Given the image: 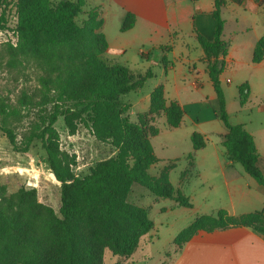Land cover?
I'll list each match as a JSON object with an SVG mask.
<instances>
[{"label":"trees","instance_id":"obj_1","mask_svg":"<svg viewBox=\"0 0 264 264\" xmlns=\"http://www.w3.org/2000/svg\"><path fill=\"white\" fill-rule=\"evenodd\" d=\"M19 39L8 42V65L19 71L32 65L36 85L24 86L15 95L0 86V132L14 150L28 152L40 140L55 180L61 184L59 215L38 200L35 188L21 187L9 193L0 182V264H102L106 237L114 253L130 255L139 246L142 235L154 228L145 207L129 204L127 196L134 183L148 188L158 197L171 198L185 207H193L191 198L176 188L170 171L177 161H169L158 175L149 169L160 162L151 137L160 132L155 116L163 114L168 128L179 127L184 110L177 101L166 99L163 85L151 92L147 112L135 119L124 95L138 91L155 76L104 57L109 44L102 28L103 19L92 9L82 24L78 17L88 0H13ZM241 3L242 0H234ZM228 0H214L216 29L213 40L199 34L207 60L209 77L217 94L214 110L228 133L223 141L228 157L242 164L245 171L264 187V170L254 135L242 123H232L220 76L226 66L229 42L224 39L226 20L222 15ZM135 15L129 13L122 25L131 28ZM8 27L2 16L0 31ZM264 58V34L256 42L253 61ZM248 83L238 86L240 103L248 99ZM44 113L22 132V121L30 110ZM63 116L75 133L79 123L89 126L97 139L111 142L118 151L99 162L84 178L74 175L71 160L60 147L56 127ZM194 149L206 145L205 137L192 134ZM190 165L194 155H188ZM185 175V173H184ZM87 223V227L85 226ZM232 227H249L264 235V210L233 215L226 209L202 213L175 237L182 246L201 232Z\"/></svg>","mask_w":264,"mask_h":264},{"label":"crops","instance_id":"obj_2","mask_svg":"<svg viewBox=\"0 0 264 264\" xmlns=\"http://www.w3.org/2000/svg\"><path fill=\"white\" fill-rule=\"evenodd\" d=\"M88 3L97 8L103 19L101 31L109 44L106 52L109 60L141 72L160 69V73L154 70L155 76L146 81H150L149 89L144 85L128 93V100L124 98L131 104L130 116L135 119L139 113L149 110L151 92L158 85L164 86L168 102L177 101L184 110L183 122L176 128L166 126L163 114L155 116L158 122L164 120L160 132L151 137L160 159L155 165L161 164L157 175L166 163L177 161L170 171V180L173 183V175L180 173L177 188L193 202V207L186 208H192L198 215L219 209L233 215L264 210V187L242 164L228 157L223 145L228 130L214 110L217 94L198 39L199 34L208 40L214 39V0H88ZM129 13L135 15V23L123 30ZM222 15L226 20L224 39L229 42L226 66L220 76L227 109L231 118L227 88L235 85L238 89L240 84L248 83L245 104L240 103L239 89L230 94L233 102L240 103L242 116L237 123L244 124L254 135L264 170V58L253 61L256 42L264 34V0H242L241 3L228 0ZM232 22L237 24L238 31L233 29L227 37L226 29ZM242 34L247 36L233 41ZM194 132L205 137L204 147L194 149ZM190 153L194 155L191 165ZM198 194L201 201L197 207ZM175 205L170 208L174 209ZM171 264H264V235L249 227L202 232L177 248Z\"/></svg>","mask_w":264,"mask_h":264},{"label":"rangeland","instance_id":"obj_3","mask_svg":"<svg viewBox=\"0 0 264 264\" xmlns=\"http://www.w3.org/2000/svg\"><path fill=\"white\" fill-rule=\"evenodd\" d=\"M13 2V0H0V21L2 16H5L8 20V27L0 31V86L5 93L15 97L24 86L33 88L36 85V80L35 70L32 65H27V68L19 71L17 67H9L7 63V44L8 42L16 44L19 39L13 30L16 24ZM92 9L97 8L90 7L87 2L83 12L77 19L80 24L88 18ZM116 25L114 24L113 27L116 28ZM233 29L238 31V26L235 22L228 25L225 35L230 37ZM98 31L101 32V28ZM244 36H247V34H242L234 38L233 41L243 40ZM106 52L103 54L104 57H106ZM170 57L172 56L170 55ZM204 59L206 60L205 57ZM169 61L175 62L173 58H169ZM152 70L160 73L159 67L152 68ZM149 87L150 81L145 84L146 89H149ZM237 90L235 85L227 88V95L230 99V120L232 123H237L242 116L239 112V101L234 100V103L230 94L232 91L235 92ZM129 96L128 94L124 95L125 100H128ZM44 111L39 108L30 110L29 115L22 121L19 128L21 132L19 139H21L22 132L26 130L29 123L38 119ZM159 121H156L155 118L156 125L161 127L164 120L159 119ZM55 125L60 133V147L68 154L71 160V169L77 177L84 178L99 162L113 156L118 151L111 142L97 139L90 127L84 123L78 124L75 133L70 132L63 116L59 117ZM183 163V161L179 162V166ZM159 166H161L160 163L151 167L149 169L150 174L157 175ZM172 179L173 184L177 188L180 173L177 171ZM0 182L7 187L9 193L15 192L23 186L28 189L35 188L38 200L52 207L56 214L59 215L61 184L52 175L46 152L40 140H35L28 152H18L14 150L7 137L0 132ZM127 201L129 204L145 207L149 211L150 218L154 221V228L141 236L138 248L127 256L114 253L109 240L106 237H102V243L106 245L103 251L102 264H171L177 248L180 247L174 243V239L198 215L197 212L192 208L178 205V202L176 203L171 198L158 197L148 188L138 183L132 185ZM200 201V195L198 194L195 201L197 207ZM172 204H176L174 209L170 208ZM87 225L85 223L86 227ZM199 235L200 233L191 238V240Z\"/></svg>","mask_w":264,"mask_h":264}]
</instances>
